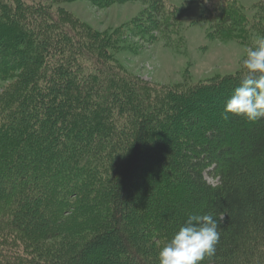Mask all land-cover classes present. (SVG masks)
Returning <instances> with one entry per match:
<instances>
[{
	"label": "trees",
	"instance_id": "16d2710c",
	"mask_svg": "<svg viewBox=\"0 0 264 264\" xmlns=\"http://www.w3.org/2000/svg\"><path fill=\"white\" fill-rule=\"evenodd\" d=\"M86 1L150 3L132 35L170 30L167 0ZM207 1L213 22L244 19ZM112 40L0 0V264H159L206 213L220 240L201 264H264V120L222 118L241 75L156 85L123 70Z\"/></svg>",
	"mask_w": 264,
	"mask_h": 264
},
{
	"label": "rangeland",
	"instance_id": "374dc122",
	"mask_svg": "<svg viewBox=\"0 0 264 264\" xmlns=\"http://www.w3.org/2000/svg\"><path fill=\"white\" fill-rule=\"evenodd\" d=\"M27 2L63 12L91 34L114 35L111 42L121 46L112 49V54L123 70L156 85L185 88L241 75L244 70L239 61L244 48L253 46L254 36L264 37V0H234V7L244 15L237 26L210 20L207 0H167L170 30L155 32L154 40L131 33L145 19L150 3L127 2L100 8L86 0Z\"/></svg>",
	"mask_w": 264,
	"mask_h": 264
},
{
	"label": "clouds",
	"instance_id": "9594fccd",
	"mask_svg": "<svg viewBox=\"0 0 264 264\" xmlns=\"http://www.w3.org/2000/svg\"><path fill=\"white\" fill-rule=\"evenodd\" d=\"M240 85L227 99L222 118L229 115L249 122L264 120V37H253L239 61ZM223 218V217H221ZM217 218L212 213L189 214L188 218L159 252V264H201L216 252L220 240Z\"/></svg>",
	"mask_w": 264,
	"mask_h": 264
}]
</instances>
